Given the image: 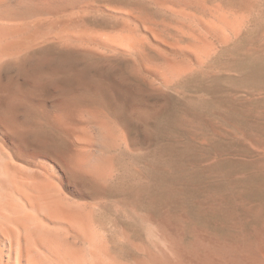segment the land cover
Listing matches in <instances>:
<instances>
[{
	"label": "bare ground",
	"instance_id": "bare-ground-1",
	"mask_svg": "<svg viewBox=\"0 0 264 264\" xmlns=\"http://www.w3.org/2000/svg\"><path fill=\"white\" fill-rule=\"evenodd\" d=\"M219 5L0 0V264H264V171L211 176L195 196L210 222L191 223L190 244L167 213L157 251L120 233L129 260L101 226L144 201V177L120 162L144 155L146 88L131 78L161 94L207 65L243 27Z\"/></svg>",
	"mask_w": 264,
	"mask_h": 264
},
{
	"label": "rangeland",
	"instance_id": "rangeland-1",
	"mask_svg": "<svg viewBox=\"0 0 264 264\" xmlns=\"http://www.w3.org/2000/svg\"><path fill=\"white\" fill-rule=\"evenodd\" d=\"M216 1L229 19L243 27L224 38L230 40L229 45L223 40L219 53L207 65L175 81L161 94L150 89L145 80L130 77L146 88L149 113L144 115V128L136 125L135 129L139 138L144 137V155L123 156L120 162L131 174L144 177V201L127 220L111 209L101 219L122 258L139 257L131 245L119 242L125 233L147 251L164 246L161 237L167 213L175 227L183 220L185 243L190 244L191 223L205 226L210 222L203 214L197 215L195 196L198 190V199L204 201L211 176L264 171V0Z\"/></svg>",
	"mask_w": 264,
	"mask_h": 264
}]
</instances>
